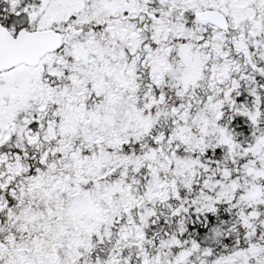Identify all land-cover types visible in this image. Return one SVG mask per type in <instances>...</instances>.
Masks as SVG:
<instances>
[{"label":"snow or ice","instance_id":"obj_1","mask_svg":"<svg viewBox=\"0 0 264 264\" xmlns=\"http://www.w3.org/2000/svg\"><path fill=\"white\" fill-rule=\"evenodd\" d=\"M0 264H264V0H0Z\"/></svg>","mask_w":264,"mask_h":264}]
</instances>
